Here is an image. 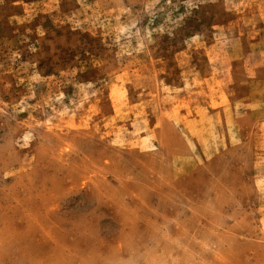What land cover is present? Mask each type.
I'll return each instance as SVG.
<instances>
[{
	"label": "rangeland",
	"instance_id": "obj_1",
	"mask_svg": "<svg viewBox=\"0 0 264 264\" xmlns=\"http://www.w3.org/2000/svg\"><path fill=\"white\" fill-rule=\"evenodd\" d=\"M0 264H264V0H0Z\"/></svg>",
	"mask_w": 264,
	"mask_h": 264
}]
</instances>
